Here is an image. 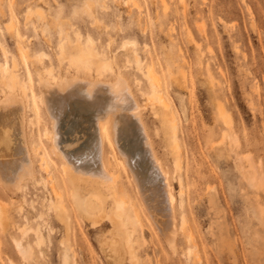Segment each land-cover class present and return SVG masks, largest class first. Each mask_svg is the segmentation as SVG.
I'll use <instances>...</instances> for the list:
<instances>
[{
	"label": "rangeland",
	"instance_id": "rangeland-1",
	"mask_svg": "<svg viewBox=\"0 0 264 264\" xmlns=\"http://www.w3.org/2000/svg\"><path fill=\"white\" fill-rule=\"evenodd\" d=\"M76 40L99 54L90 72L69 64ZM0 46L7 51L4 56L0 49V66H8L26 88V96H19L35 167V178L13 193L0 185V211L6 215L0 264H61L67 244L69 258L74 255L69 264L112 261L108 239L115 227L106 222L93 229L66 192V235L35 155L46 157L57 182L64 179L50 152L51 123L39 100V81L70 76L105 81L118 72L170 172L178 225L182 215L186 221L173 254L135 202L141 216L137 264H264V0H0ZM103 63L112 72L95 70ZM150 69L158 80L153 87L144 76ZM6 91L0 81V97ZM115 163L119 182L135 199L129 173L119 158ZM37 227L43 240L38 247ZM16 241L30 246L27 257Z\"/></svg>",
	"mask_w": 264,
	"mask_h": 264
},
{
	"label": "bare ground",
	"instance_id": "bare-ground-1",
	"mask_svg": "<svg viewBox=\"0 0 264 264\" xmlns=\"http://www.w3.org/2000/svg\"><path fill=\"white\" fill-rule=\"evenodd\" d=\"M80 43L77 42L79 45L73 47L76 54L69 64L76 70L90 72L95 63L92 61L99 54ZM0 49L5 56L6 49L3 46ZM18 50L22 55L25 54L23 47L19 46ZM111 69L110 63H103L95 70L112 72ZM0 75L1 84L8 91L0 97V185L8 191L11 189L13 193L12 190L19 188L25 179L35 175L34 147H29L23 129L24 107L20 96H26V88L18 76L9 71L8 66H0ZM144 76L152 87L157 84L153 70L150 69ZM124 79L118 72L112 80L105 81L98 77L78 76L57 77L53 82L39 81V100L51 123L49 138L47 134L50 152L60 162L64 178L57 182L50 173L46 157L35 155L39 170L44 171L50 180V190L55 200L50 206L66 235L70 230L66 192L72 203L90 221L93 229L110 222L116 233L108 239L113 253L112 261H108V264H137L139 245L135 234L141 224V216L135 202L145 211L148 221L155 225L166 247L173 254L177 248L178 234L184 233L186 225L183 215L178 225L176 196L170 172L157 156L151 137L143 125L141 108ZM15 88L19 89V93L14 92ZM157 98L163 108H168L163 97ZM220 115L225 125H229V117L223 112ZM175 129L173 126V131ZM172 136L174 146L178 147L176 134ZM118 158L130 175L135 199L126 193L119 182L115 163ZM87 184L89 188H86ZM178 185L182 186L180 179ZM3 212L0 211L2 228L6 226V215ZM33 236L35 245L40 246L43 240L39 227L33 231ZM185 238L188 243L192 240L190 235H185ZM15 245L23 256L27 257L31 251L29 245L24 248L19 241ZM67 246L61 264H69V260H74V255L69 258L71 249L69 244Z\"/></svg>",
	"mask_w": 264,
	"mask_h": 264
}]
</instances>
